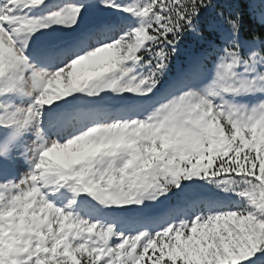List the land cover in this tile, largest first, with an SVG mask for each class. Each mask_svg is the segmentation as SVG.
Here are the masks:
<instances>
[{
    "label": "snow or ice",
    "instance_id": "6c2138e0",
    "mask_svg": "<svg viewBox=\"0 0 264 264\" xmlns=\"http://www.w3.org/2000/svg\"><path fill=\"white\" fill-rule=\"evenodd\" d=\"M0 264H264V0H0Z\"/></svg>",
    "mask_w": 264,
    "mask_h": 264
},
{
    "label": "rangeland",
    "instance_id": "374dc122",
    "mask_svg": "<svg viewBox=\"0 0 264 264\" xmlns=\"http://www.w3.org/2000/svg\"><path fill=\"white\" fill-rule=\"evenodd\" d=\"M50 2V1H49ZM53 2H55V0L53 1ZM104 56H105V58L107 59V58H109V56H110V53H106V54H104ZM57 87H62L63 86V84H62V82H60L59 84H57L56 85Z\"/></svg>",
    "mask_w": 264,
    "mask_h": 264
}]
</instances>
